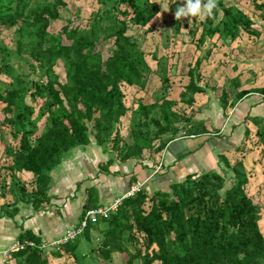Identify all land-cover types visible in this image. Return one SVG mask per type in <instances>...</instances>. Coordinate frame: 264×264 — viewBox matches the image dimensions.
Here are the masks:
<instances>
[{
  "label": "trees",
  "instance_id": "16d2710c",
  "mask_svg": "<svg viewBox=\"0 0 264 264\" xmlns=\"http://www.w3.org/2000/svg\"><path fill=\"white\" fill-rule=\"evenodd\" d=\"M96 1L99 8L91 14L87 30L69 20L52 34L49 25L61 18L66 0H0V28L12 29L16 36L13 52L0 40V77L11 79L5 83L0 78V109L4 115L0 141L3 131L11 135L0 154V171L8 170L10 175L30 172L34 205L47 200L50 171L68 150L94 140L120 160L140 158L146 149L161 152L175 137L170 132L179 128L169 119L168 109L175 102H139L131 114L130 139H123L118 125L129 111L124 88L144 87L150 71L144 50L129 33L130 26L149 29L147 24L160 6L152 0ZM182 4L175 0L171 9L175 13L176 6ZM187 18L192 23L184 20L182 24L189 26L190 36L195 37L202 26L198 45L217 33L223 39L235 37L249 24L243 11L223 0H216L211 16L203 20L199 15ZM176 21L181 22V18ZM102 40L112 41L106 55L98 48ZM12 57L37 78L16 72ZM200 62L196 59L187 68L186 105L191 106L194 94L204 90L199 84ZM59 63L63 80L55 71ZM162 82L167 85V76ZM225 99L223 95V108ZM157 108L158 117L153 114ZM177 120L186 126L181 135L208 132L193 116H178ZM252 122L258 127L255 135L264 154V120L253 118ZM150 124L155 127L151 135ZM220 160L225 167L221 172L190 174L171 183L167 191L150 194L141 188L124 198L107 218L85 228L83 234L92 225L105 223L100 230L101 243L94 252L104 260L114 252L125 253L126 264H134L135 260L140 264H264L260 206L247 192L246 169L241 159L233 164L225 156ZM3 181L0 172V183ZM18 183L13 180V185ZM90 205L87 203L85 209ZM25 239L36 244L42 241L30 232L19 235L18 240ZM77 239L61 243L50 255L57 258L65 253L76 260ZM10 257L16 264H50V258L39 247L15 250Z\"/></svg>",
  "mask_w": 264,
  "mask_h": 264
},
{
  "label": "crops",
  "instance_id": "0c3cea01",
  "mask_svg": "<svg viewBox=\"0 0 264 264\" xmlns=\"http://www.w3.org/2000/svg\"><path fill=\"white\" fill-rule=\"evenodd\" d=\"M223 1L243 11L249 24L235 37L220 39L215 34L204 41L206 45L210 43L206 47L212 50L200 62L199 84L204 90L195 93L198 112L193 117L208 132L177 135L166 142L161 152L146 149L142 157L126 160H120L94 140L76 146L65 152L50 171L48 198L36 205L31 201L30 172L15 171L10 175L8 170L0 171L4 176L0 183V264H3V251L24 232L42 241L56 240L78 223L87 203L91 207L110 204L136 182L143 183L142 188L153 194L156 190H169L171 183L190 174L221 172L225 167L220 156H225L231 164L241 159L248 176L246 189L256 185L258 174L247 168L252 152L249 155L244 150L253 144L263 147L258 145L255 135L258 127L252 120H264V0ZM203 19L199 16V20ZM241 92L246 93L238 98ZM223 95H226V108L222 104ZM248 169L252 170V176ZM14 179L19 181L17 185H13ZM104 227L103 222L92 225L82 235L94 244L102 238L100 230ZM52 249L49 247L47 254L50 264H63L69 257L73 258L65 253L52 257L49 253ZM8 263L16 264L15 258L9 257Z\"/></svg>",
  "mask_w": 264,
  "mask_h": 264
},
{
  "label": "rangeland",
  "instance_id": "374dc122",
  "mask_svg": "<svg viewBox=\"0 0 264 264\" xmlns=\"http://www.w3.org/2000/svg\"><path fill=\"white\" fill-rule=\"evenodd\" d=\"M67 6L62 11V16L60 19L52 21L49 25V32L52 34L57 33L61 26L67 21H71L73 25H79L82 30L88 28L91 21V14L98 10L99 4L96 0H66ZM160 6V11L154 16L151 21L147 24L149 29L140 28L137 25H131L129 33L132 38L140 44V47L145 52V57L149 65V73L147 74L146 84L144 87L139 88L137 86L125 87V103L129 108L127 114L121 119L118 128L124 140H129V125L131 114L133 109H135L139 102L144 104L149 103H161L163 100H169L175 102V106L169 108V119L170 122H174V126H182L180 121H178V116H194L198 112V101L195 99L193 104L186 105L184 101L188 98L189 94L185 91V84L188 82L186 76L187 68L189 63H193L196 59L200 61L204 60L205 57L210 56V51L212 47L208 49L206 46H210V43L198 45L196 39L201 33L202 26L199 27L195 37L190 36L188 33V26H183V21L188 20L189 24L192 23L191 19L187 17H181V22L176 21L175 13L171 9V0H152ZM184 2V0H181ZM230 2V1H228ZM168 6V7H167ZM167 7V10L165 8ZM218 34V33H217ZM214 35L212 38H214ZM219 37V35H218ZM209 38V37H207ZM220 38V37H219ZM228 38V37H226ZM16 36L13 34V30H3L0 28V40H3L7 45L10 52H13L14 42ZM223 39V38H220ZM225 39V38H224ZM206 40V39H205ZM210 41V40H209ZM111 40H102L98 42V48L103 51V54H107L111 47ZM209 51V54H207ZM12 62L18 73H27L30 78H37L36 73L29 71V68L25 66H20L19 61L14 60L12 57ZM55 71L59 74L61 80L64 78V72L61 64L59 63L55 67ZM167 76L168 83L164 85L162 80ZM5 83L9 82L11 79L5 75L0 77ZM190 108V109H189ZM160 109L157 108L153 113L154 116H159ZM178 114V116H177ZM3 112L0 109V121L3 119ZM36 114L34 115V117ZM177 116V119H175ZM194 118V117H193ZM176 120V121H175ZM42 120L38 121L40 125ZM155 127L150 124L149 130L150 135L153 134ZM3 130V129H2ZM5 132L3 139L0 141V152L4 149V143L6 140L11 139L9 131ZM249 144V143H248ZM260 145V144H258ZM253 144V147L249 145L245 148V153H251V158L248 160L249 166L247 168H252L254 175L258 174L257 183L252 188H248L247 192L253 201L260 206V221L259 226L264 235V154L261 152L262 148L257 147ZM258 149V152L256 150ZM249 153V155H250ZM252 170L248 169L250 173ZM252 176V173L249 174ZM261 178V179H260ZM262 183V185H260ZM101 240L94 242V244L85 237L81 235L77 239V246L75 250L76 260L69 257L70 260L63 261V264H126L127 255L125 253L114 252L111 256L104 260L98 255V252L91 250L93 247L96 249ZM92 243V244H91ZM141 246V245H140ZM141 248V247H139ZM133 251V245L129 247ZM143 250V247L141 248ZM61 262V261H60ZM134 264H140L139 260H135ZM157 264V263H154Z\"/></svg>",
  "mask_w": 264,
  "mask_h": 264
},
{
  "label": "built area",
  "instance_id": "2783aa9c",
  "mask_svg": "<svg viewBox=\"0 0 264 264\" xmlns=\"http://www.w3.org/2000/svg\"><path fill=\"white\" fill-rule=\"evenodd\" d=\"M160 165L158 166V169ZM157 171V170H156ZM143 186V183L136 182L131 186L128 192L123 196L116 197L110 204L107 205H98L92 206L84 209L79 221L77 224L67 229L64 235L53 241H41L39 244H36L33 240L25 239V240H15L8 248L3 251V264H9L8 260L11 252L18 249H25L27 247H39L46 254H48V248L53 247L57 248L61 243H65L68 241L75 240L79 236H81L85 228L89 224L97 223L99 220L107 218L116 208L121 204L122 200L128 196L134 195L137 191H139Z\"/></svg>",
  "mask_w": 264,
  "mask_h": 264
},
{
  "label": "clouds",
  "instance_id": "9594fccd",
  "mask_svg": "<svg viewBox=\"0 0 264 264\" xmlns=\"http://www.w3.org/2000/svg\"><path fill=\"white\" fill-rule=\"evenodd\" d=\"M175 3V0H171ZM168 7V6H167ZM167 7L165 10H167ZM216 7V0H184L182 5H177L175 8V17L179 20L181 17L211 16L212 10Z\"/></svg>",
  "mask_w": 264,
  "mask_h": 264
},
{
  "label": "water",
  "instance_id": "95a60500",
  "mask_svg": "<svg viewBox=\"0 0 264 264\" xmlns=\"http://www.w3.org/2000/svg\"><path fill=\"white\" fill-rule=\"evenodd\" d=\"M185 130H186V126L182 125L177 130H173L172 132H170V135L172 136L181 135L185 132Z\"/></svg>",
  "mask_w": 264,
  "mask_h": 264
}]
</instances>
